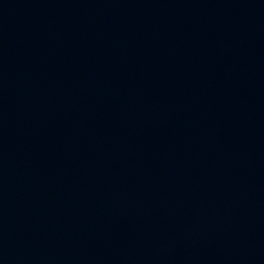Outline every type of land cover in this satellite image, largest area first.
Segmentation results:
<instances>
[{"label": "water", "instance_id": "1", "mask_svg": "<svg viewBox=\"0 0 264 264\" xmlns=\"http://www.w3.org/2000/svg\"><path fill=\"white\" fill-rule=\"evenodd\" d=\"M0 264H264V89L193 0H0Z\"/></svg>", "mask_w": 264, "mask_h": 264}]
</instances>
